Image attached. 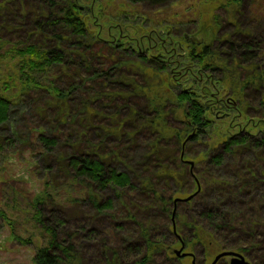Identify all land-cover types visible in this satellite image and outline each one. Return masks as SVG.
Returning <instances> with one entry per match:
<instances>
[{"label":"trees","instance_id":"obj_1","mask_svg":"<svg viewBox=\"0 0 264 264\" xmlns=\"http://www.w3.org/2000/svg\"><path fill=\"white\" fill-rule=\"evenodd\" d=\"M85 1L0 0L14 38L0 39L12 62L0 78V149L33 142L44 180L30 201L45 240L35 263L82 264V239L104 264H178L190 259L175 254L179 237L204 255L257 247L264 39L236 17L244 0H211L232 16L218 43L147 26H117L116 39ZM126 1L156 10L176 0ZM68 204L83 212L74 229ZM103 219L121 247L105 241Z\"/></svg>","mask_w":264,"mask_h":264},{"label":"rangeland","instance_id":"obj_2","mask_svg":"<svg viewBox=\"0 0 264 264\" xmlns=\"http://www.w3.org/2000/svg\"><path fill=\"white\" fill-rule=\"evenodd\" d=\"M85 4L94 8L95 16L100 15L95 17L94 22L104 26L103 33L113 35L116 39L119 37L117 26L127 28L130 32L134 31L133 27L147 26V32L151 27L183 30L196 28L198 38L211 41L215 37L218 43L228 31L229 19L232 17L231 12L213 6L211 0H176L156 10H151L145 4L132 5L126 0H86ZM212 16L217 17V23L220 25L217 28L211 21ZM236 17L244 22L246 27H250L255 36L262 35L264 39V0H244ZM4 19L0 17V39L9 40L13 37L12 33L2 28ZM93 20L92 17L90 21ZM11 63L8 57L0 58V78L11 68ZM33 147L34 143L28 142L27 145H19L18 150L0 149V212L8 217L6 220L0 216V264H36L35 253L45 243L43 231L33 217L34 211L30 206L34 195L44 188V180L39 175V169L32 158ZM64 192L67 193L65 190ZM63 209L68 228L74 229L76 221L82 217L83 212L79 207L71 204ZM189 209V206L185 205L183 211L189 213ZM109 222L111 221L107 222L103 219L97 222L96 226L103 232L105 227L110 225ZM104 236L105 241L111 246L121 247V234L107 227ZM27 239L30 240L26 241ZM78 242L83 244L79 248L84 258L82 264H104L92 253V247L89 245L93 243H89L86 239ZM257 243L259 248L258 246L252 248L253 251L249 250V253L253 258H256V254L264 258V231L258 233ZM244 246L251 249L247 242ZM180 247L181 244L178 243L174 248L177 250ZM194 255L198 264H210L216 254L204 255L202 247L199 246ZM185 262L192 261L183 259L178 264ZM228 263L229 258L225 257L218 264Z\"/></svg>","mask_w":264,"mask_h":264},{"label":"water","instance_id":"obj_3","mask_svg":"<svg viewBox=\"0 0 264 264\" xmlns=\"http://www.w3.org/2000/svg\"><path fill=\"white\" fill-rule=\"evenodd\" d=\"M192 163V162H191ZM195 194H192L190 196H188L187 198H178L175 200V202H178V201H187V200H190ZM175 212V210H174ZM175 224H174V230H175ZM183 249L184 247L182 246L181 248L175 250V254L177 256H182V257H185L188 253L186 252H183ZM232 256L231 260H230V264H250L246 259L245 257L240 254V253H237V252H234V251H231V250H225V251H222L220 252L219 254L216 255V257L214 258V260L211 262V264H217V262L225 257V256ZM192 264H196V261H195V258L192 260Z\"/></svg>","mask_w":264,"mask_h":264},{"label":"flooded vegetation","instance_id":"obj_4","mask_svg":"<svg viewBox=\"0 0 264 264\" xmlns=\"http://www.w3.org/2000/svg\"><path fill=\"white\" fill-rule=\"evenodd\" d=\"M181 237H179V242H180V244H181V247L183 246L184 247V249H183V252H186V253H188L186 256H188L190 259H191V261L195 258V255H194V252H188L187 250H186V245H185V242L183 241V239L181 238ZM180 247V248H181ZM242 248H243V251H238V250H233V249H226V250H231V251H234V252H237V253H240V254H242L244 257H245V259L250 263V264H264V258L261 256V255H259V254H256V258L254 257H251V253H249L250 251L249 250H251V251H253V249L252 248H254V247H252L251 249H248L246 246H242ZM257 248H259V246L257 247ZM262 249H263V247H262ZM222 251H225V250H222ZM221 251V252H222ZM219 254V253H218ZM216 255H217V253H216ZM216 255L214 256V258L216 257ZM225 257H228L229 258V263L228 264H230V260H231V258H232V256H225ZM225 257H223V258H225ZM262 257V258H261ZM214 258L212 259V261L214 260ZM223 258H221L218 262H217V264L218 263H220V261L223 259ZM261 259V260H260ZM195 261H196V258H195ZM192 263V262H191ZM196 264H198L197 262H196ZM211 264V263H210Z\"/></svg>","mask_w":264,"mask_h":264}]
</instances>
